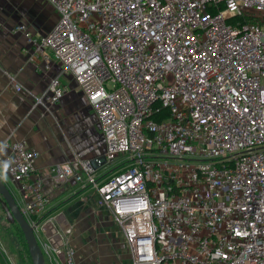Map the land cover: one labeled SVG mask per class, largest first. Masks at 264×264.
<instances>
[{"label":"built area","instance_id":"1","mask_svg":"<svg viewBox=\"0 0 264 264\" xmlns=\"http://www.w3.org/2000/svg\"><path fill=\"white\" fill-rule=\"evenodd\" d=\"M45 1L47 34L10 28L45 72L60 66L32 107L59 102L71 77L104 146L55 165V182L95 190L131 264H264V0ZM37 158L25 139L0 143L45 263L77 264L72 225L31 178Z\"/></svg>","mask_w":264,"mask_h":264},{"label":"crops","instance_id":"2","mask_svg":"<svg viewBox=\"0 0 264 264\" xmlns=\"http://www.w3.org/2000/svg\"><path fill=\"white\" fill-rule=\"evenodd\" d=\"M57 18L45 0H0V143L25 139L38 152L31 178L41 179L42 190L49 199V214H62L72 225L70 242L76 248L77 264H100V250H106L110 264H131L123 236L119 229L113 231L110 217L108 221L105 218L104 227H98L100 212L95 195L91 194L93 189L81 187L72 178L58 184L50 172L55 165L73 159L75 153L90 160L104 154L97 116L71 77H60L64 93L59 102L32 107L34 97L47 89L49 77L57 74L60 66L53 62L45 72L40 56L25 37L10 28L24 24L35 37H41L52 29ZM46 54L51 56L50 52ZM15 83L21 92L14 89ZM3 151L8 152L6 148ZM74 168L79 169L77 164ZM110 171L112 167L107 165L95 170L99 178ZM0 177H6L2 179L14 196L18 185L1 171ZM69 203L72 204L63 210ZM23 252L20 244L7 245L6 249L0 246V259L5 264H32L28 253L27 259L20 261Z\"/></svg>","mask_w":264,"mask_h":264},{"label":"water","instance_id":"3","mask_svg":"<svg viewBox=\"0 0 264 264\" xmlns=\"http://www.w3.org/2000/svg\"><path fill=\"white\" fill-rule=\"evenodd\" d=\"M0 206L6 213L7 221L14 224L19 230L31 263L46 264L42 251L36 241L33 228L25 220L15 197L2 178H0Z\"/></svg>","mask_w":264,"mask_h":264},{"label":"rangeland","instance_id":"4","mask_svg":"<svg viewBox=\"0 0 264 264\" xmlns=\"http://www.w3.org/2000/svg\"><path fill=\"white\" fill-rule=\"evenodd\" d=\"M93 193H94L95 198H96V202H95L96 209H98V211L100 212V216H97V218H98L97 223H98V225H100L98 227H100V228L104 227V224H105L104 222H106V220L109 216L111 221H112L113 231L115 229H118V226H117L116 222L114 221V218L112 217V215L110 214L108 209L103 206L104 204L100 201L98 195L95 193V190H91V194H93ZM14 196L18 201H21V195H20L19 191L16 190L14 193ZM71 204L72 203L67 204V207L63 208V210H66V208H68ZM105 218H106V220H105ZM72 236H73V232H72ZM18 244L22 245V250L24 251L23 252L24 257H23V254L19 255L20 261L22 259H24V261H25V259H27V256L25 255V253H28V252H27L26 246L23 245V238H22L19 230L17 229V227L14 224L7 221L6 213L2 210V208L0 206V246L6 249L7 245L11 246V247L12 246L17 247ZM75 250H76V248H75ZM97 259H98V262L100 264H110V262H108V260H107L106 250H100V253L97 256ZM0 262H1L0 264H5L4 261H2L1 259H0Z\"/></svg>","mask_w":264,"mask_h":264},{"label":"clouds","instance_id":"5","mask_svg":"<svg viewBox=\"0 0 264 264\" xmlns=\"http://www.w3.org/2000/svg\"><path fill=\"white\" fill-rule=\"evenodd\" d=\"M4 167H5V169H6V168H7V165H5ZM0 178L6 179V177H0Z\"/></svg>","mask_w":264,"mask_h":264}]
</instances>
